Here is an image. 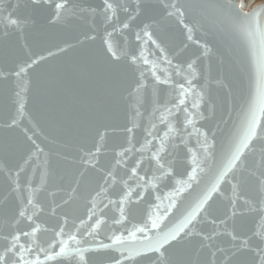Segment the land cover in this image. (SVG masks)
Segmentation results:
<instances>
[{"label":"snow or ice","instance_id":"1","mask_svg":"<svg viewBox=\"0 0 264 264\" xmlns=\"http://www.w3.org/2000/svg\"><path fill=\"white\" fill-rule=\"evenodd\" d=\"M28 5L37 11L50 8L52 11L48 22L55 24L65 19L69 2L28 0ZM217 7L238 17V27L249 38L255 64V84L243 126L228 148L221 152L215 168L209 164L217 160L215 134L196 129L199 137L203 138L202 142L198 140L203 158L192 157L186 179L176 181L178 187L165 197L167 205H152L155 211L150 208L140 220L131 222L129 227V206L143 201L149 190H155L159 183L174 175V161L166 158L169 155L166 142L172 140L175 134V138L183 143L180 132L186 131L188 126L194 127L197 119L207 118L200 111L201 102L206 100L207 93L193 91L192 81L188 80V88H185L184 83L176 86V103L164 109L169 117L173 116L174 110L176 113L183 112L182 122L177 116V126H173L162 115L160 120L166 129L163 134L146 129L144 143L137 148L133 142L134 130L139 127L135 122L136 116L140 115L137 110L129 121L131 126L124 127L128 146L121 145V150L114 153V163L107 167L101 164L100 157L106 147L108 133L107 130L98 131V139L92 147L82 148L78 158L70 161L74 164V170L66 187L59 184L49 190L47 173L41 175L39 187H33L30 180L21 181V174L35 153L14 168L7 163L0 167V173L8 180L5 193L0 198V206L11 213L5 212L3 225L0 226V264H48L50 261H56L57 264H144L145 261L147 264H264V5L247 12L243 10V0L239 3L225 0ZM81 12L90 16L93 23L96 18H100L113 31L117 24L121 30H128L132 22L141 20L135 39L151 41L162 53L164 49L153 39V32L150 31L157 23V16L161 19L175 18L185 28L189 40L194 31V26L185 22V6L177 0H158V3L153 0H101L99 7L89 6L81 9ZM28 23L27 18L14 17L9 12L4 36L11 34L9 29L15 31L17 39L23 41L21 48L26 58L10 72L0 71V79H8L9 76L27 77L35 65L47 59L32 51L26 34ZM106 34L112 35L107 29ZM86 38L94 40L95 36ZM34 42L38 44L39 38H34ZM103 43L106 46V60L111 64L118 63L121 56L110 40L105 39ZM58 50L63 52L66 49ZM210 52L211 49L204 45V55ZM15 54V47L6 42L2 53L4 60ZM53 55V52L48 51V56ZM139 59L148 63L142 53L139 57L132 55L130 63L134 65ZM165 62L169 65L172 63L166 57ZM195 64V60L187 64V70L193 77L196 75ZM180 72L181 69L177 68L176 74ZM152 77L156 88L170 83L167 76L162 78L155 70L152 71ZM145 87L144 73L141 72L134 91L139 92ZM189 93L194 97L191 107L195 111H189L184 106ZM22 109L23 104L18 112H22ZM208 111H214L210 104ZM15 125L17 120L13 118L7 126ZM155 127L152 125V129ZM28 139L32 141L35 152L44 151L32 137ZM257 142L261 145L258 160L255 158ZM209 171H212V178L204 180ZM93 183L94 188L91 187ZM117 185L120 191L117 198L113 199L112 193ZM194 186L199 189L196 197L187 203L180 216L172 219L185 192ZM224 186H227L230 195L226 194ZM42 192L47 194L46 201L39 199ZM81 197L87 201L86 212L83 216L72 218V205ZM10 198L16 201L14 210L9 209ZM155 199L159 201L161 197L157 195ZM217 200L226 203L214 207ZM110 208H114L116 213L112 217L105 214V210ZM45 214L56 220L54 226H48L40 220ZM253 222L256 224L254 228L249 226ZM201 225L211 227L205 231ZM104 226H107V231H103ZM41 232L51 233L50 238L41 240ZM102 235L103 239H100ZM105 239L109 243H105ZM193 241L198 244L194 252L189 247ZM89 254L95 255V261L90 260Z\"/></svg>","mask_w":264,"mask_h":264},{"label":"water","instance_id":"2","mask_svg":"<svg viewBox=\"0 0 264 264\" xmlns=\"http://www.w3.org/2000/svg\"><path fill=\"white\" fill-rule=\"evenodd\" d=\"M68 2L65 19L49 24L48 17L52 11L50 8L37 11L28 5V0H0V71L10 72L17 63L26 58L21 48L23 41L17 39L16 32L9 29L11 34L4 36L9 12L14 17L28 19V43L33 52L47 57L35 65L27 77L9 76L8 79H0V167L7 163L14 168L35 153L31 156L30 164L25 166V172L21 174L22 182L30 180L33 187H39L41 175L47 173L49 190L59 184L66 187L74 170V164L70 161L78 158L82 148L92 147L98 139V131L107 130L108 133L106 147L100 157L101 164L107 167L114 163V153L121 150V145L128 146L124 127L131 126L129 121L137 110L140 115L136 116L135 122L139 127L134 130L133 142L140 148L144 143L146 129L161 135L166 130L165 124L160 120L162 115L173 126H177V116L179 121H183V112L176 113L174 110L173 116L169 117L164 111L165 107L171 108L176 103L178 84L184 83L185 88H188L186 81L191 80L193 91L207 93L206 100L200 106V111L207 118L197 119L194 127L188 126L186 131L180 132L183 143L175 138V134L172 140L166 142L169 152L166 158L174 161V175L159 183L155 190H149L143 201L129 206L130 227L131 222L140 220L150 208L155 211L152 205H167L168 200L165 197L178 187L176 181L186 179L192 157L203 158V150L198 143L203 138L199 137L196 129L215 134L217 160L209 164L214 169L219 163L221 152L228 148L233 137L241 130L254 93L255 64L252 48L249 38L238 27L239 18L217 7L225 0H177L185 6V22L194 26L191 40L187 38L188 33L183 25L175 18L161 19L157 16V23H154L150 31L153 32V39L164 49L163 53L151 41L135 39L141 20L132 22L128 30H121L117 24L113 31L100 18H96L93 23L90 16L81 12V9L89 6L99 7L101 0ZM153 2L158 3V0ZM234 2L239 3L240 0ZM243 3V10L247 12L264 5L263 1L251 7L255 0H243ZM123 18L121 14V19ZM106 29L112 33L111 36H107ZM87 36H95V39H87ZM36 37L39 38L38 44L34 42ZM105 39L110 40L121 56L118 63L111 64L106 60V46L103 43ZM6 42L16 50L15 56L7 61L2 55ZM204 45L211 49L207 56L204 55ZM58 48L66 50L60 52ZM48 51L54 55L48 56ZM141 53L148 63L145 64L143 59H139L136 64H131L130 57H139ZM165 57L172 61L171 65L165 62ZM193 60L196 61L195 77L187 70V64ZM177 68L181 69L179 75L176 74ZM153 70L162 78L167 76L170 83L154 87ZM141 72L144 73L146 87L135 92L136 81L140 79ZM193 99V95L189 93L184 105L189 111H195L191 107ZM21 104L22 112H18ZM209 104L214 111H208ZM13 118L17 120V125L8 127ZM152 125L156 127L152 129ZM29 136L44 149L43 152H35ZM260 148L261 145L257 142V160ZM147 154L145 149V155ZM211 178L212 171H209L204 180ZM7 185L6 176L0 173V198ZM91 187L94 188L95 184ZM224 187L226 194L230 195L227 186ZM119 191L120 186L117 185L112 193L113 199L117 198ZM198 191L194 186L185 192L172 219L180 216ZM157 195L161 200L155 199ZM39 199L46 201L47 194L40 193ZM86 203L83 197L74 202L70 211L72 218L85 214ZM223 203L226 201L217 200L214 207ZM15 207L16 201L10 198L9 209L14 210ZM6 211L11 214L0 206V226L3 225ZM105 214L112 217L116 213L114 208H110L105 210ZM40 220L48 226L56 224V220L47 214L42 215ZM249 226L254 228L256 224L253 222ZM201 227L207 231L211 226ZM103 231H107V226L103 227ZM39 235L41 240H47L51 233L41 232ZM100 239H103V235ZM104 242L109 243L106 239ZM197 246V242L193 241L189 247L194 252ZM89 258L91 261L96 259L94 254H89ZM48 264L57 262L50 261Z\"/></svg>","mask_w":264,"mask_h":264},{"label":"rangeland","instance_id":"3","mask_svg":"<svg viewBox=\"0 0 264 264\" xmlns=\"http://www.w3.org/2000/svg\"><path fill=\"white\" fill-rule=\"evenodd\" d=\"M264 0H255V3L254 4H252V6L251 7H253V6H255L257 3H259V2H263Z\"/></svg>","mask_w":264,"mask_h":264}]
</instances>
